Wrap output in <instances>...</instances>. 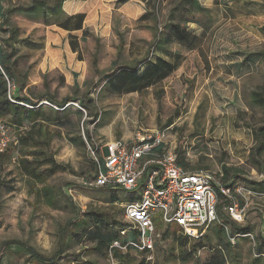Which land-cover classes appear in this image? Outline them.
Listing matches in <instances>:
<instances>
[{
    "label": "rangeland",
    "instance_id": "1",
    "mask_svg": "<svg viewBox=\"0 0 264 264\" xmlns=\"http://www.w3.org/2000/svg\"><path fill=\"white\" fill-rule=\"evenodd\" d=\"M42 1L54 6L58 0ZM130 1L141 5L144 16L152 20V35L166 29L170 10L175 7V21L187 23L188 29L200 37L190 44L197 50L190 53L183 49L179 71L158 86V91L124 98L108 94L106 85H95L96 67L100 73L111 70L115 49L118 64L130 61V54L124 50L129 41L139 42L149 50L155 36L147 40L132 34L133 30H141L138 23L144 16L130 19L121 9L126 3L118 5V0H89L90 8L83 14L87 23L77 27L80 16L64 22L57 11H45L51 15L47 18L42 10L25 15L23 10L31 7L33 0H2L0 45L10 55L9 65L18 70L9 93L44 105L42 115L50 119L45 123V138L50 146L42 151L53 155L65 169L39 185L21 171L17 150L2 165L0 264H113L110 257L93 252L94 245L84 229L96 228L97 214L103 216V230L107 225L117 231L127 226L123 204L136 196L86 186L84 182L96 177L92 149L114 140L127 141L123 139L125 135L131 138L137 129L158 131L171 127L169 149L178 150L195 170L223 174L226 167L232 170L231 178L236 184L264 193V146L257 152L262 146L256 140L257 129L264 125V107L254 103V94L264 89V0H200L201 7L191 4V0ZM73 28L81 33L66 42L63 31H75ZM10 29L20 31V43L11 41ZM74 44L82 46L79 57L69 49L74 50ZM81 67L89 75L83 88L77 90L70 72ZM45 95L53 98L54 105L44 103ZM57 104H64L67 110L55 107ZM106 117L113 139L97 130ZM4 122L16 139L18 132L8 118ZM49 168L44 166L42 170ZM44 187L56 192L55 207L38 195ZM241 200L245 201L243 197ZM247 200L242 224L236 225L223 214L221 223L186 250L177 244L182 236L178 227L171 226L163 232L165 226L158 215L154 224L161 238L153 253V264H264L263 258L256 257L264 252V247L260 250L264 241V195L253 194ZM225 226L231 237L234 230L251 231L254 242L235 238L233 245L226 230L217 233ZM64 228L67 235L63 241ZM129 235L123 241L130 240ZM193 249L192 258L184 263L182 256ZM31 250L49 261L38 263ZM130 254L137 263L145 257L134 250ZM220 256H224L222 263Z\"/></svg>",
    "mask_w": 264,
    "mask_h": 264
},
{
    "label": "built area",
    "instance_id": "2",
    "mask_svg": "<svg viewBox=\"0 0 264 264\" xmlns=\"http://www.w3.org/2000/svg\"><path fill=\"white\" fill-rule=\"evenodd\" d=\"M8 88L11 90L9 80ZM74 105L80 108L79 103ZM170 128L154 132L139 130L129 142L114 140L92 149L96 177L94 181L84 182L86 186L122 190L136 196L124 206V218L130 227L122 234L137 231L138 239H130L124 248L119 242L113 247L124 252L128 247L139 253L150 251L148 260L154 259L153 253L161 238L154 224L158 215L165 226L163 232L177 226L184 236L201 240L211 228L221 223L220 211L235 224H242L249 205L247 197L259 195L233 180L230 183L235 184L231 189L217 174L209 171H190L182 167L176 151L168 147ZM13 141L9 127L0 116V153L5 152ZM225 230L231 243L235 244L236 239L231 237L229 228L225 226ZM247 236L253 243L254 237ZM256 257L264 258V254Z\"/></svg>",
    "mask_w": 264,
    "mask_h": 264
},
{
    "label": "trees",
    "instance_id": "3",
    "mask_svg": "<svg viewBox=\"0 0 264 264\" xmlns=\"http://www.w3.org/2000/svg\"><path fill=\"white\" fill-rule=\"evenodd\" d=\"M65 0H58L57 4L54 6H49L45 4L42 0H33V5L29 8H25L23 10V13L25 15L29 14V12H34L35 10H42L44 18L51 17V15L47 14L45 11H57L59 15H62L64 17V22L66 21L67 17H65V13L62 10V3ZM130 0H118V5H123ZM186 1V0H184ZM191 4L196 5L197 7H201V4L197 0H191ZM179 6V4H178ZM48 7V8H47ZM175 7L171 8L169 13V25L166 27V32L164 33L166 35V41L164 44L166 45H178L185 49H189V51L197 50L196 47L191 46L194 41H196L200 36H196L193 32H191L188 27L187 23L185 22H176L174 18V12ZM4 7L2 5V0H0V18H4ZM70 19V18H69ZM62 22V23H64ZM61 23V22H60ZM61 23V24H62ZM64 25V24H63ZM81 26V25H80ZM65 28H68V26L64 25ZM9 33L11 35V41L19 42V36L20 31L18 29H10ZM157 39V38H156ZM181 44H189V46H184ZM34 45V44H33ZM36 47V46H34ZM160 47L159 40H156L153 44V48L151 49V56H154L156 48L158 49ZM262 56H264V52L261 53ZM10 62V55L9 53L4 49L2 45H0V116L3 118V120L7 119L9 120L12 127L15 128V130L18 132V136L14 141L9 145V147L6 149L5 152L0 153V169L2 165H4L9 159L12 158L14 151L17 150V152L20 154L18 157V163L21 171L23 174L29 178L32 182L39 184V185H45L46 182L49 180V178L57 173L60 170L65 169L61 164H58L53 155H50L46 150L49 148L50 144L47 142L45 138V127L47 126L45 123L50 119H48L43 114L44 105L34 104L33 100L30 98H25L16 95H12L9 97V88H8V80L13 81L16 77L17 68L14 66L9 65ZM141 63V62H140ZM139 64H137L135 67H121L114 73H110L106 75V83L100 84L99 86H108V89L110 90V93H118V94H126V93H132V92H143L148 87L155 85L156 83L162 82L167 77H169L172 73L178 70L180 67V56L177 57V60L174 64H169L166 62H161L160 60H157L155 62H152L142 73H141V67H139ZM8 79V80H7ZM75 89L79 88V84L77 81L75 82ZM255 100L254 103H256L258 106L264 107V89L261 90V92L255 93ZM46 96V102L49 104L54 105V100L49 95ZM80 101V100H78ZM25 104L27 106L22 105ZM81 103V101H80ZM58 107L59 109L65 111L67 110V107L64 104H57L55 107ZM84 107L85 111L87 108ZM83 115V113H82ZM97 117V116H96ZM101 121V120H100ZM171 125V124H170ZM169 125V126H170ZM256 140L261 144V148H258L257 152L263 149L264 146V125L260 126L256 131ZM178 163L184 167L185 169H188L190 171H196L194 166H192V162L189 159L183 158V156L176 151ZM187 155V154H186ZM185 156V155H184ZM95 164V162H94ZM44 166L50 167L48 170H42ZM95 169L96 164L94 165ZM231 172L232 170L226 167H223V174L219 173L217 174L218 177H220L222 183L226 185L227 187L233 189L235 180L231 178ZM233 180L235 182L230 183V181ZM2 184L0 183V187ZM108 191H111L109 188H104ZM253 190V189H252ZM118 191V190H112ZM254 192H257L259 195H264V193H261L259 191L253 190ZM56 192L49 188H43L39 192V196L43 198V201H46V203L51 206H56ZM112 203H115L114 198H110ZM94 216L96 214H93ZM219 215L222 216L223 212L220 211ZM96 228L94 230H87L84 229L86 234L85 236L87 239L94 245L93 252L104 257L108 258L110 257L114 263L113 264H153V260H148L147 256L150 254V251L141 252L145 257L140 262L137 263L131 258L130 250H134L131 247L127 248V251L124 252L120 248L113 247L115 242H119L121 247H126L129 240L123 241V237H126L128 233L124 236L122 232L126 230L128 227H130L129 224L127 226H122L119 228V231L116 230V227L112 225H107L105 227L106 230H103V216L97 214L96 215ZM86 223L83 224L85 226ZM237 225V224H236ZM69 226V224H68ZM111 227V228H109ZM212 229V228H211ZM180 231V230H179ZM210 231V230H209ZM225 231V227L222 229V231H217V233ZM182 236L178 238L177 244L180 249L186 250L187 246L191 245L193 241H202L201 240H194L190 239L183 235V233L180 231ZM131 240L137 241L138 239V232L132 231L129 233ZM248 234H252L251 231L247 230H238V232H235V230L232 232V236L235 238H246L248 240H251ZM67 235L66 228L62 230V238L64 241L65 236ZM232 245V244H230ZM233 245H236L233 244ZM264 247V241L263 244L260 246V250ZM31 252L34 255V258L37 260L38 263H44L46 260L41 255H39L35 250H31ZM193 250H190V252H185V255L182 256L181 260L186 263L192 258ZM258 254H264V252H260ZM220 256V262H224V256L221 258ZM261 258V257H257ZM263 258V257H262ZM226 259V258H225ZM264 259V258H263ZM49 261V260H46ZM210 264H217L215 261L214 263Z\"/></svg>",
    "mask_w": 264,
    "mask_h": 264
},
{
    "label": "crops",
    "instance_id": "4",
    "mask_svg": "<svg viewBox=\"0 0 264 264\" xmlns=\"http://www.w3.org/2000/svg\"><path fill=\"white\" fill-rule=\"evenodd\" d=\"M88 1L89 0H65L62 3V10L65 13V17L69 18V17H74V16H80L79 20L77 21L79 23V25L77 27H80L81 24H83L85 26L87 23L86 22L87 17H85V19H84L83 14L86 15L87 8H90ZM197 1H199L200 4L203 5L200 0H197ZM112 5L115 6V2ZM108 6L110 7L111 5H108ZM121 9L126 10V13L130 17V19L137 20V19H139L145 15L144 14L145 12L142 9L141 5H139L135 1H130V2L126 3L125 5L121 6ZM149 18L150 17L148 15H146L143 18L144 20H142L140 23L137 22L138 28L141 30H133L132 34H134V35L139 34L137 37H146L147 40H150L151 36L152 37L155 36L154 42L156 40H159L160 47L158 49L156 48L154 56H151V49L153 48L154 43L149 47V50H148L147 46L141 45V44H139V42L135 43L134 41H131V42L129 41V44L126 46V48H124V50L130 54V56H131L130 61H127L126 63L118 64L117 63L119 60L118 55H117L118 51H117V49H115L113 52L114 58H112V61H111V64H112L111 70L104 72V73H100L98 70L99 67H96V69H97L96 71L98 74V78L96 79V82H95L96 86H99L100 84H105L107 82L105 79L106 75H108L110 73H114L115 71H117L121 67H135L137 64H139L141 62L139 67H141V73H142L152 62H155L157 60H160L161 62L163 61V62H166L169 64H174L177 60V57L180 56V64L183 62L182 61L184 59L183 55L185 53V50H183V49H185V48L178 46V45H166V44H164L166 41V35L164 34L167 31L166 29L165 30L160 29L154 35H152L151 31H153V28L150 25L152 20ZM73 30H75V31H65V30L63 31L67 34L66 42L69 41L68 38L70 39L72 36H79V34L81 33V31H78V29L73 28ZM162 31L164 33H162ZM195 35L199 36V34H195ZM73 43H75L74 40H73ZM74 45H76V47H74V50H72L70 46H69V49H70V51H72L73 55H75L76 57H79L80 53L82 52V46L79 48L78 44H74ZM80 50H81V52H79ZM190 53H192L191 50H190ZM119 58H121V60H122V56H119ZM95 63L97 66L98 62H95ZM179 69H180V67L178 68L177 71L172 73L165 80L148 87L143 92H132V93H126V94H118V93H116V94L115 93H108V94L126 98V97H132V96L135 97V96L145 95L147 92L153 91V90L158 91V88H160L158 86H162L167 80H169L171 77H173V75L176 74L179 71ZM70 75L72 77L73 84L75 85V82L77 81V83L79 84V88L81 89V88H83V86L86 83V78L88 77L87 75H89V72H87V70H85L83 67H81V68H79V70L70 72ZM156 93H159V92H156ZM160 95L163 96L164 93L161 92ZM157 97L159 98V94L157 95ZM105 119H107V117L104 118L102 122L100 121L101 123L97 127V130H100L103 134L107 135V138L113 139V134L111 132V129L109 128L110 125L107 124ZM172 125L173 124H171L170 126H172ZM139 129H141V128H139ZM137 131H138V129H137ZM144 131L154 132L157 130H144ZM132 138H133V135L131 136V138H130V135H125V137L123 139L130 141ZM127 203L128 202L123 204V206H125Z\"/></svg>",
    "mask_w": 264,
    "mask_h": 264
}]
</instances>
